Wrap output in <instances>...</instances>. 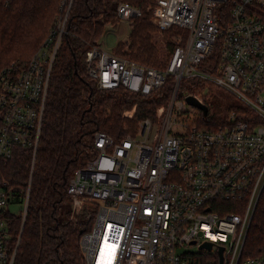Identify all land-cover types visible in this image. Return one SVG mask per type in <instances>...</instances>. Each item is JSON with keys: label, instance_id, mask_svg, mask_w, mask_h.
<instances>
[{"label": "built area", "instance_id": "built-area-1", "mask_svg": "<svg viewBox=\"0 0 264 264\" xmlns=\"http://www.w3.org/2000/svg\"><path fill=\"white\" fill-rule=\"evenodd\" d=\"M71 4L63 1L65 18L31 58L0 68V264H14L19 243L11 244L10 214H18L6 206L16 196L1 166L27 149L34 168ZM139 15L128 3L118 6V17ZM153 22L182 32L163 68L99 45L86 52L99 88L146 96L171 80V90L157 121L143 118L118 139L97 132L94 157L70 180L73 208L91 222L81 237L85 264H199L208 252L219 264L220 248L223 264H264V238L256 241L258 256L248 239L255 217H264V0H155ZM211 53L217 65L206 62ZM183 79L192 90L180 91ZM212 89L240 100L223 125L213 122L207 104ZM189 96L208 106L206 116ZM196 110L200 117L191 120ZM29 190L24 201L16 198L24 217ZM208 241L211 250L202 247Z\"/></svg>", "mask_w": 264, "mask_h": 264}, {"label": "trees", "instance_id": "trees-1", "mask_svg": "<svg viewBox=\"0 0 264 264\" xmlns=\"http://www.w3.org/2000/svg\"><path fill=\"white\" fill-rule=\"evenodd\" d=\"M64 0H0V68L15 60H28L66 16ZM121 3L140 9L127 41L116 48L142 64L157 66V50L150 32L155 0H72L65 32L54 60L45 104L42 135L32 170L33 153L3 163L1 176L10 181L16 198L24 201L25 217L10 214L11 244L18 249L14 264H85L81 237L90 228L85 217L72 218L67 188L75 171L95 155L94 137L105 132L115 138L134 133L137 121L153 117L171 90V80L150 95L125 88L102 89L89 75L86 52L102 36L106 25L116 23ZM171 30V29H169ZM128 45V50L123 51ZM217 65V53L206 62ZM212 72L215 68H211ZM183 79L180 91L192 90ZM134 104L133 118L122 116ZM203 121L205 119H202ZM129 123V130L125 124ZM223 122H220V125ZM207 126L206 124H204ZM253 221L249 232L250 254L261 255L256 241L264 238V217ZM199 264H218V255L203 253Z\"/></svg>", "mask_w": 264, "mask_h": 264}, {"label": "rangeland", "instance_id": "rangeland-1", "mask_svg": "<svg viewBox=\"0 0 264 264\" xmlns=\"http://www.w3.org/2000/svg\"><path fill=\"white\" fill-rule=\"evenodd\" d=\"M134 19H135L134 16L131 18L119 17V19L116 23L107 24L102 36L98 40V45L100 47L104 48L105 50H108V51L114 50L117 53H121L116 48V45L119 41H127L129 39V34L132 30ZM152 22H153V17H152ZM180 33L182 34V32L180 30H176V29L160 30L158 27L155 30L150 32L151 38H152V43L155 46L157 53H158L157 61L159 63V64H157V66H155V65H153V66L160 67V68L165 67V65L168 62L170 52L174 46L175 37ZM128 49H129L128 45H126L123 47L122 52L127 51ZM168 103H169V101L165 100L163 103H161L156 108V111H155L153 117H150L154 122L157 121L158 108H160V106H163V105L167 106ZM207 104H210L211 113H213V115H214L213 117H215V118H212L213 120L215 119L213 122L218 123V125H219L220 120H222L223 117L228 115L229 110L234 108L236 105L240 104V100L237 99L236 97H234L230 92H225L224 90H221V89L220 90L212 89L210 94H209ZM131 108H125L122 111V116L124 118H126V120L134 117V115L138 109V105H137L136 111L133 113V116L124 115V111L125 110H131ZM189 108H193V107L189 106ZM193 109H196V108H193ZM196 114H198V115H196ZM199 117H200V112L196 110V113L191 115V120L197 119ZM141 120L142 119H139L137 121V128H138L139 122ZM213 122H209V124H213ZM125 126L127 127L126 129L129 130L130 125H129L128 121H126ZM137 128H136V130H137ZM133 132H135V131H133ZM130 133L131 132H129L128 134H130ZM6 208L8 210H10L11 212L16 213V214H20L23 212V207H22L21 203H19V201L16 198L12 202H9L8 205L6 206ZM71 214H72V218L84 217V214H80L74 210L73 204L71 206ZM85 219L86 218H84L83 220H85ZM191 250L197 251L198 248L193 247V248H191Z\"/></svg>", "mask_w": 264, "mask_h": 264}, {"label": "water", "instance_id": "water-1", "mask_svg": "<svg viewBox=\"0 0 264 264\" xmlns=\"http://www.w3.org/2000/svg\"><path fill=\"white\" fill-rule=\"evenodd\" d=\"M188 101L189 103L195 105V106H198L199 108L203 109L204 111V116L207 115L208 113V106L206 104H203L201 103L196 97L194 96H189L188 97ZM212 246H213V242L211 241H208L206 243H204L202 245V247H206L207 249L211 250L212 249ZM223 248H220L219 250V257H220V263L219 264H223Z\"/></svg>", "mask_w": 264, "mask_h": 264}]
</instances>
